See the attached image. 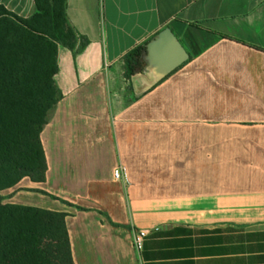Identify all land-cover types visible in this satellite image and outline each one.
<instances>
[{"label": "crops", "instance_id": "obj_1", "mask_svg": "<svg viewBox=\"0 0 264 264\" xmlns=\"http://www.w3.org/2000/svg\"><path fill=\"white\" fill-rule=\"evenodd\" d=\"M66 14L78 40L57 48L46 180L4 203L66 214L75 264H264V0H67ZM166 29L188 59L128 78L125 56Z\"/></svg>", "mask_w": 264, "mask_h": 264}, {"label": "trees", "instance_id": "obj_2", "mask_svg": "<svg viewBox=\"0 0 264 264\" xmlns=\"http://www.w3.org/2000/svg\"><path fill=\"white\" fill-rule=\"evenodd\" d=\"M23 19L0 5V191L23 178L44 182L41 133L61 95L54 82L57 48L74 47L67 0H35ZM146 46L125 56L128 78L143 70ZM0 264H75L66 214L4 204L0 196Z\"/></svg>", "mask_w": 264, "mask_h": 264}, {"label": "water", "instance_id": "obj_3", "mask_svg": "<svg viewBox=\"0 0 264 264\" xmlns=\"http://www.w3.org/2000/svg\"><path fill=\"white\" fill-rule=\"evenodd\" d=\"M143 59L147 63L145 70L153 72L155 81H160L182 65L188 55L172 32L166 29L147 45Z\"/></svg>", "mask_w": 264, "mask_h": 264}, {"label": "built area", "instance_id": "obj_4", "mask_svg": "<svg viewBox=\"0 0 264 264\" xmlns=\"http://www.w3.org/2000/svg\"><path fill=\"white\" fill-rule=\"evenodd\" d=\"M123 176V171L121 168H117L115 171H114V177L119 180L121 179ZM147 232L144 231V230H139L138 232L135 233L134 235V239H133V242H134V246L135 248L138 250V251H141L142 248H143V244H144V241L147 237Z\"/></svg>", "mask_w": 264, "mask_h": 264}, {"label": "rangeland", "instance_id": "obj_5", "mask_svg": "<svg viewBox=\"0 0 264 264\" xmlns=\"http://www.w3.org/2000/svg\"><path fill=\"white\" fill-rule=\"evenodd\" d=\"M14 188V187H13ZM11 189V188H10ZM6 190H8V189H6ZM3 191H5V190H3ZM3 191H0V196L3 198V203H4V197L2 196V192ZM5 204V203H4Z\"/></svg>", "mask_w": 264, "mask_h": 264}]
</instances>
